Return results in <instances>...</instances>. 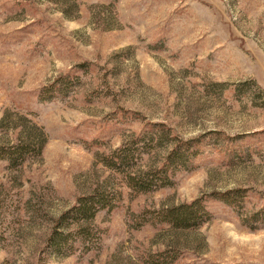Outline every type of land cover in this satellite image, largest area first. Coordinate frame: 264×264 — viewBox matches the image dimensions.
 <instances>
[{"label": "rangeland", "instance_id": "obj_1", "mask_svg": "<svg viewBox=\"0 0 264 264\" xmlns=\"http://www.w3.org/2000/svg\"><path fill=\"white\" fill-rule=\"evenodd\" d=\"M67 74L81 85L39 98ZM1 121L0 145L30 127L46 142L15 169L0 161V264H141L165 249L174 264H264V0H0ZM158 127L192 154L135 195L96 154ZM161 146L140 170L161 166ZM101 186L119 203L95 216L98 245L47 250L53 221ZM199 198L210 219L196 230L133 225Z\"/></svg>", "mask_w": 264, "mask_h": 264}, {"label": "trees", "instance_id": "obj_2", "mask_svg": "<svg viewBox=\"0 0 264 264\" xmlns=\"http://www.w3.org/2000/svg\"><path fill=\"white\" fill-rule=\"evenodd\" d=\"M81 85L80 77L63 75L39 91L43 101H53L68 95L75 87ZM4 121L0 122L3 125ZM33 126V125H32ZM35 127V126H34ZM36 128H24L13 143L0 145V161L9 169L21 166L27 160L40 158L45 138ZM154 128H152L153 131ZM153 133L143 132L125 140L121 146L108 154H96L98 162L109 171L120 175L129 191L135 195L154 192L170 185V174L184 169L192 154L190 141H182L158 127ZM168 134L165 137V133ZM196 141V140H192ZM168 146L165 159L160 167L139 169V161L144 155ZM109 189V188H108ZM101 186L92 192L77 198L74 205L62 212L54 221L52 231L46 240V249L54 250L58 256H67L73 250L89 251L99 243L101 233L93 226L95 216L101 211H110L119 203L118 194ZM236 191L221 194V197L236 202ZM258 218L264 216V210L257 212ZM133 225L161 226L171 232L193 231L210 219V214L202 199L190 203L144 210L134 215ZM176 256L173 250L145 255L141 264H174Z\"/></svg>", "mask_w": 264, "mask_h": 264}]
</instances>
